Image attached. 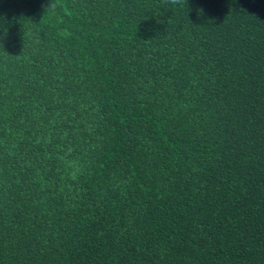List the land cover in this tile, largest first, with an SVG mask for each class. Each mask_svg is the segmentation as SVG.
<instances>
[{"label":"trees","instance_id":"16d2710c","mask_svg":"<svg viewBox=\"0 0 264 264\" xmlns=\"http://www.w3.org/2000/svg\"><path fill=\"white\" fill-rule=\"evenodd\" d=\"M0 264H264V0H0Z\"/></svg>","mask_w":264,"mask_h":264},{"label":"clouds","instance_id":"9594fccd","mask_svg":"<svg viewBox=\"0 0 264 264\" xmlns=\"http://www.w3.org/2000/svg\"><path fill=\"white\" fill-rule=\"evenodd\" d=\"M167 2L173 5H178V6H182L186 4V0H167Z\"/></svg>","mask_w":264,"mask_h":264}]
</instances>
